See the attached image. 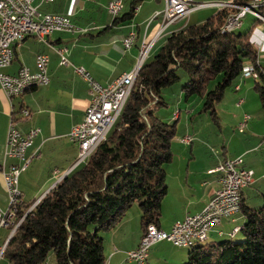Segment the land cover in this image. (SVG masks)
<instances>
[{"label":"crops","instance_id":"obj_1","mask_svg":"<svg viewBox=\"0 0 264 264\" xmlns=\"http://www.w3.org/2000/svg\"><path fill=\"white\" fill-rule=\"evenodd\" d=\"M109 1L34 0V5L41 11L67 15L77 25L92 29L87 33L54 32L46 36L45 40L29 35L16 46L12 63L3 68V71L9 74H17L23 67L35 71L37 55L46 53L50 58L48 72L51 81L47 85L30 87L23 95L13 98L0 86L1 209L6 210L9 206L4 170L19 163V160L5 155L10 121H15L24 133L33 127L40 129L27 151V156L31 159L30 164L19 178L22 201H35L36 204L60 180L81 165L75 166L78 147L68 135L74 125L83 121L91 94L89 82L75 71L74 66L85 67L96 80L109 84L135 66L143 41L152 43L149 55L152 52L157 53L172 32L188 24L202 23L220 11L214 5L195 9L189 16L164 28L162 16L154 17L157 11L163 9L164 0H143L135 7L130 20L114 24L115 16L107 10ZM122 1V12L118 16L128 13L131 9L132 0ZM240 30L251 31L252 41L258 50V62L264 68V20L248 13L244 16ZM131 31L136 32L137 38L130 48L125 49L123 38ZM54 47L67 49L66 55L70 64L60 63V56L54 51ZM255 82V73L242 74L221 100V104L230 109L228 113L235 118L237 127L245 114L250 115L245 129L233 133L238 142L236 147L232 146L230 137L224 140L222 152L216 151L219 154L217 158L207 159L198 156V147L194 140L185 144L179 138L180 144L190 147L191 155L185 152L184 147H180L178 154L173 152V159L166 166L168 193L163 199L161 228L170 231L176 220L196 214L206 207L220 187L217 174L210 173V169L227 157L242 156L244 164L254 171L252 183L243 191V202L252 208L263 204L264 108L255 90ZM24 110H29L30 115L25 116ZM180 118L181 114L178 120ZM219 121L220 125L221 119ZM201 137L203 136H199ZM197 144L201 142L198 141ZM258 151H261V155L257 154ZM132 208L114 226L101 233L106 256L104 264H137L128 258V251L138 246L143 229L139 207ZM244 224L242 213L222 219L204 240L208 239L206 242L214 244L230 240L241 232ZM2 230L3 228L0 229V244L9 235L7 228H4L1 234ZM233 230L235 234L232 233ZM189 250L190 248L176 246L167 240L160 241L152 245L145 264H182L188 260Z\"/></svg>","mask_w":264,"mask_h":264},{"label":"trees","instance_id":"obj_2","mask_svg":"<svg viewBox=\"0 0 264 264\" xmlns=\"http://www.w3.org/2000/svg\"><path fill=\"white\" fill-rule=\"evenodd\" d=\"M142 1L132 0L130 11L115 16L114 24L130 20ZM253 1L233 0L232 4L244 6ZM258 11L264 16V0ZM234 12L239 9L220 10L202 23L188 24L167 36L154 58L142 65L108 138L35 205V201L22 202L15 222L24 219L3 256L9 264H47L51 253L54 264H104L101 233L114 226L136 201L143 231L152 222L160 227L168 193L166 166L173 159L179 117L169 123L157 117L155 110L166 105L162 90L180 80L177 69L183 68L188 76L182 87L185 101L203 98L202 112H209L219 124L217 104L251 63L255 90L264 108V68L258 62L251 31L225 29ZM240 213L245 218L240 229L243 242H199L187 247L188 260L182 264H264V202L252 208L242 199Z\"/></svg>","mask_w":264,"mask_h":264},{"label":"built area","instance_id":"obj_3","mask_svg":"<svg viewBox=\"0 0 264 264\" xmlns=\"http://www.w3.org/2000/svg\"><path fill=\"white\" fill-rule=\"evenodd\" d=\"M52 1V0H45ZM232 1L203 2L201 0H164V7L154 15H161L163 26L176 22L190 15L195 10L206 6H217L220 10H232ZM262 0H257L260 3ZM34 0H0V86L10 97L23 95L24 82H42L43 85L50 83L51 78L48 72L49 55L41 53L36 58V70L31 71L23 67L17 74H9L3 68L9 66L14 60L15 48L20 45L29 35H35L41 40L54 32H79L87 33L92 28L77 25L69 16L41 11L34 5ZM122 0H110L107 10L113 16L122 12ZM244 17L239 12H234V19L230 20L226 27H234L237 23H243ZM264 20L263 18H260ZM137 38L135 31L129 32L123 38L124 48H130ZM152 43L142 42L140 54L135 66L128 72L123 73L109 84H103L96 80L91 73L83 66H74L75 71L89 82L91 99L85 111L82 122L74 125L68 135L69 139L78 147L76 165L87 162V156H91L97 149L98 143L104 142L117 120L119 119L126 102L134 86V80L147 60ZM60 56V63L70 64L66 55V48L54 47ZM255 73L253 64H246L243 68V75ZM25 116L30 115L29 110H24ZM180 111H174L173 116L179 117ZM250 119L245 114L239 128L243 131ZM40 129L31 128L28 132H22L15 121H10L5 155L19 160V163L10 165L4 170V180L8 192L9 206L6 210L0 208V229L11 228V232L5 241L0 244V261L4 258L6 246L20 225L24 216L15 222L17 211L22 204L21 191L19 189L20 174L25 171L30 158L27 156L28 148L33 144ZM181 141L191 143L193 138L185 135ZM210 173H216L220 187L215 191L214 196L206 207L196 213L189 214L183 219L176 220L170 231L158 227L156 223H149L143 231L141 240L135 249L128 251V258L137 264H145L150 255L152 245L160 241H170L181 247V243H190L197 235L210 233L219 225V216L228 215L235 217L237 206H242L243 191L253 181L254 171L244 164L242 156L227 157L221 160ZM35 205V204H34ZM33 206L28 210L31 211ZM202 217H209V224H202ZM232 233H235L233 230Z\"/></svg>","mask_w":264,"mask_h":264},{"label":"rangeland","instance_id":"obj_4","mask_svg":"<svg viewBox=\"0 0 264 264\" xmlns=\"http://www.w3.org/2000/svg\"><path fill=\"white\" fill-rule=\"evenodd\" d=\"M235 31L238 33L242 32V30H240V27L237 28ZM156 54L157 53L152 52L149 55L147 61H151ZM177 73L180 77V80L162 90V98L166 102V105L159 106L155 110V115L157 117L169 123H173L175 121V118L173 116L174 111L181 112V118L178 120L177 124V135L173 143V152L178 154V148L184 147V149H186L185 152L191 155V153L189 152L190 147L184 146L179 142V138L181 140L184 135H189L193 138L195 145H197L196 147H198L196 153L198 154V156L207 159L208 157L217 158L219 154H217L216 151L218 150L222 152V145L224 140H228L230 137H232V140L230 139L232 146L236 147L238 145V142L234 138L233 133H239L240 128L237 127L234 121L235 118H233L231 114L229 115L228 110L230 109H227L225 104H221V101L217 104V110L219 112L221 123L220 125L216 124L212 120L209 112H202V107L204 103L203 98L199 96H194L189 102L185 101L182 87L188 81V76L183 68H178ZM239 77H241V75ZM216 83L217 81L212 82L210 88L212 89ZM187 111H190V113ZM262 111L264 113V110ZM198 135L203 137L199 138ZM198 141H200L201 144H197ZM257 154L261 155V151H258ZM258 206L260 205H257V207ZM134 207H139L138 201H136L131 206L132 209H134ZM4 228L8 229V234L11 232V228L3 227L1 234L4 231ZM207 240H204L203 243H208L206 242ZM230 240L234 242H243L245 240V236L242 232H240L237 236L230 238ZM0 264H9V262L5 258H2ZM47 264H54L53 253L50 254Z\"/></svg>","mask_w":264,"mask_h":264},{"label":"bare ground","instance_id":"obj_5","mask_svg":"<svg viewBox=\"0 0 264 264\" xmlns=\"http://www.w3.org/2000/svg\"><path fill=\"white\" fill-rule=\"evenodd\" d=\"M261 2L257 3V0H254L252 3L244 5V6L233 5V4H232V6L239 9V16L240 17H244L246 14L251 13L258 18H263V15L258 11V7L261 4ZM233 19H234V15H231L227 20V24H229L230 20H233ZM241 24L242 23H237V24H235L234 27H225V29L227 31L231 32V31L237 29L238 27H240ZM134 82H135V80H134ZM33 86H42V82H24V89H28V88L33 87ZM99 144L100 143H98V146H99ZM89 157L90 156H87V159ZM241 207L242 206H237V214H239L241 212ZM225 218H229V216L228 215H220L219 216V224L221 223L222 219H225ZM202 224H209V217H202ZM208 234L209 233L197 235V237L192 239V241L190 243H181V247H192L195 244L202 242L207 237Z\"/></svg>","mask_w":264,"mask_h":264}]
</instances>
